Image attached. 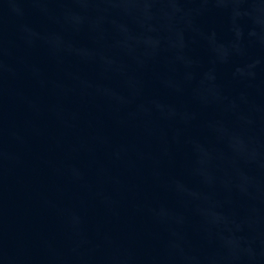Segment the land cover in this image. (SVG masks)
I'll use <instances>...</instances> for the list:
<instances>
[{
	"label": "water",
	"instance_id": "water-1",
	"mask_svg": "<svg viewBox=\"0 0 264 264\" xmlns=\"http://www.w3.org/2000/svg\"><path fill=\"white\" fill-rule=\"evenodd\" d=\"M0 264H264V0H0Z\"/></svg>",
	"mask_w": 264,
	"mask_h": 264
}]
</instances>
